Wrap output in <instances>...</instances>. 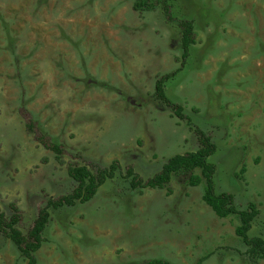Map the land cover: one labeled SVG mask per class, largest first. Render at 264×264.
<instances>
[{"label": "rangeland", "instance_id": "374dc122", "mask_svg": "<svg viewBox=\"0 0 264 264\" xmlns=\"http://www.w3.org/2000/svg\"><path fill=\"white\" fill-rule=\"evenodd\" d=\"M170 3L196 33L166 84L184 120L155 99L156 81L183 65L180 29L161 8L0 0L1 210L11 217L15 205L27 234L47 200L72 191L66 163L122 168L90 202L51 213L38 264H264L236 235L240 217L221 219L203 202L204 179L193 187L175 176L168 196L132 191L123 177L133 167L149 179L198 150L197 128L212 133L216 192L254 203L249 235L264 239V0ZM40 137L63 147L62 158ZM0 264H27L1 235Z\"/></svg>", "mask_w": 264, "mask_h": 264}, {"label": "trees", "instance_id": "16d2710c", "mask_svg": "<svg viewBox=\"0 0 264 264\" xmlns=\"http://www.w3.org/2000/svg\"><path fill=\"white\" fill-rule=\"evenodd\" d=\"M161 8L162 12L170 22H177L181 32L182 48V68L160 77L155 84V99L167 107L171 108L179 119L186 118L183 108L172 102L166 94V84L174 79L183 70L186 61L190 58L191 48L196 44V33L194 22L191 20H178L173 15V7L170 0H134V10L139 12H148ZM189 123L191 120L189 119ZM32 128V125H30ZM199 148L195 152H189L183 155H176L163 165L162 169L149 179H143L136 173L133 167H129L124 174L128 180L132 191L140 193L146 189L165 190L167 195L173 194L172 181L175 176H184L189 178V184L193 187L200 186L205 180V190L203 202L211 208L217 217L226 219L231 216L240 217V225L236 228V235L242 239L247 247V255L251 258H260L264 260V239L261 237H250L249 233L253 223L259 215V210L254 203H249L246 208L236 202L235 196L230 193H217L214 184V175L216 165L210 161V158L217 153V146L213 141V134L205 132L200 128L196 129ZM44 145L54 151L58 156L64 153V148L40 137ZM59 162L62 161L59 159ZM69 177L73 180L74 187L72 191L59 198H50L46 204L39 210L38 216L27 234L20 229V220L18 208L13 205L14 214L8 217L0 208V235L10 240L27 264H38L36 253L41 249L44 242V233L50 224L51 213L65 208L75 207L77 203H88L96 196L99 189L108 181L113 180L122 172L121 165L115 161L108 167L89 168L82 166L77 161L66 163ZM201 171V175L195 174ZM146 264H169L166 261L155 260Z\"/></svg>", "mask_w": 264, "mask_h": 264}]
</instances>
